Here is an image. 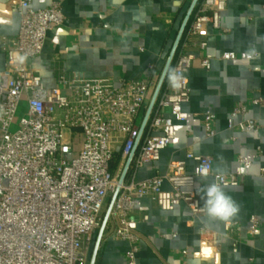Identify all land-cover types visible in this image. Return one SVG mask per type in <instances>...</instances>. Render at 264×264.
Masks as SVG:
<instances>
[{"label": "built area", "instance_id": "obj_1", "mask_svg": "<svg viewBox=\"0 0 264 264\" xmlns=\"http://www.w3.org/2000/svg\"><path fill=\"white\" fill-rule=\"evenodd\" d=\"M33 1L16 0L19 31L2 43L6 62L0 73V264H90L105 211L116 191L102 239L110 235L125 241L124 264H138L143 235L133 212L144 198L163 210L185 204L196 217L205 213L194 191L197 177L212 175L222 186H237L243 166L251 165L246 156H239L233 172L215 173L211 157L199 155L193 157L192 172L186 171L181 160L172 161L164 175L144 180L130 175L157 161L176 135L175 121L188 118L183 109L191 94L188 71L198 58L189 47L196 43L205 50L209 27L229 31L221 26L227 0L196 2L187 36L182 42L180 39V49L177 47L169 67L184 79L178 88L171 87L168 70L148 115L160 77L122 78L115 83L104 76L62 73L57 86L44 85L29 61L42 53L48 32L64 22L65 14L60 1L44 8H35ZM235 56L231 51L222 54L223 59ZM199 59L204 68H210L211 55ZM253 103L264 105V98H255ZM23 105L24 115L12 131ZM246 111L243 105L234 107L229 127ZM213 117L210 112L204 114L209 136L215 134L210 125ZM238 125L242 131H258L264 122L247 119ZM134 149L129 170L120 182ZM165 182L170 188L164 187ZM257 224V217L251 216L252 232ZM227 225L230 231L240 230L236 223Z\"/></svg>", "mask_w": 264, "mask_h": 264}, {"label": "crops", "instance_id": "obj_2", "mask_svg": "<svg viewBox=\"0 0 264 264\" xmlns=\"http://www.w3.org/2000/svg\"><path fill=\"white\" fill-rule=\"evenodd\" d=\"M53 1L34 0L33 6L44 8ZM57 1L65 20L48 32L42 53L29 61L30 69L48 87L57 86L62 73L104 76L115 83L122 78L160 77L193 0ZM221 26L229 31L209 27L205 50L196 43L189 47L198 58L188 71L191 94L183 104L188 118L175 121L176 135L157 161L130 175L135 180L164 175L172 161L181 160L186 171L192 172L193 157L199 155L211 157L215 173H230L238 166V157L246 156L251 165L243 166L239 185L222 186L240 204V212L230 221H221L206 211L194 217L185 204L163 210L144 198L133 212L143 235L138 264H264V125L258 131H242L238 125L247 119L264 122V105L253 103L255 98H264V0H227ZM19 27L16 0H0V73L6 62L2 43L16 36ZM197 40L194 37L193 42ZM227 51L234 52L235 58L223 59ZM245 53L254 55L248 58ZM205 54L212 56L208 69L199 59ZM239 105L247 111L234 119L231 128L230 112ZM207 112L214 116L213 136L205 129ZM213 182L212 175L195 180L194 191L203 208V189ZM164 187L170 188L169 183ZM253 215L258 219L254 232L249 228ZM228 223H236L240 230L230 231ZM127 246L106 235L95 264H124Z\"/></svg>", "mask_w": 264, "mask_h": 264}, {"label": "clouds", "instance_id": "obj_3", "mask_svg": "<svg viewBox=\"0 0 264 264\" xmlns=\"http://www.w3.org/2000/svg\"><path fill=\"white\" fill-rule=\"evenodd\" d=\"M245 55L252 58L254 54L245 53ZM20 59L23 61L25 57H20ZM183 79L182 74L176 69H169L168 80L171 87L178 88ZM203 191L204 209L210 217L221 221H230L231 218L239 214L240 204L225 192L221 184L213 182L206 186Z\"/></svg>", "mask_w": 264, "mask_h": 264}, {"label": "water", "instance_id": "obj_4", "mask_svg": "<svg viewBox=\"0 0 264 264\" xmlns=\"http://www.w3.org/2000/svg\"><path fill=\"white\" fill-rule=\"evenodd\" d=\"M197 1L198 0H193L192 1L191 5H190V7H189V9L187 11V14H186V16H185V18H184V20L182 22V25H181V27L179 29V32L177 34V37H176V40H175L174 45L172 47V50H171V52L169 54V57H168V59L166 61L164 69H163V71L161 73L157 88L155 90V93H154V96L152 98V101H151V103L149 105V109L147 111V115L149 114L151 108L153 107L154 102H155V98H156L160 88L162 87V85H163V83H164V81L166 79V76H167V73H168V70H169V67H170V63H171L172 57H173V55H174V53H175V51H176V49L178 47V44H179L180 39H181V36H182V34H183V32H184V30L186 28V25L188 23L190 14L192 12V9H193V7H194V5L196 4ZM134 152H135V149L132 151L131 155L129 156V158H128L126 164H125L124 170H123L122 175L120 177V182H123V180L126 177V174H127L128 170H129V167L131 165V161H132V157H133ZM117 194H118V191H116L113 194V196L111 197V199L109 201L108 207H107V209L105 211L104 219H103L101 228H100L99 233H98L97 238H96V243H95V247H94V250H93V254H92V257H91L90 264H95L97 253H98V249H99V246H100V243H101V240H102V235H103V232H104V229H105L108 217H109V213H110L111 208L113 206V203H114V201H115V199L117 197Z\"/></svg>", "mask_w": 264, "mask_h": 264}, {"label": "rangeland", "instance_id": "obj_5", "mask_svg": "<svg viewBox=\"0 0 264 264\" xmlns=\"http://www.w3.org/2000/svg\"><path fill=\"white\" fill-rule=\"evenodd\" d=\"M25 110V107L24 105L22 107H20V109L18 110L16 116H15V119H14V122H13V125L11 127V130L14 131L18 128V123H19V120L20 118L24 115V111Z\"/></svg>", "mask_w": 264, "mask_h": 264}, {"label": "trees", "instance_id": "obj_6", "mask_svg": "<svg viewBox=\"0 0 264 264\" xmlns=\"http://www.w3.org/2000/svg\"><path fill=\"white\" fill-rule=\"evenodd\" d=\"M201 1L202 0H198L197 1V5H199L200 3H201ZM192 18H193V15H191L190 17H189V20H188V23H187V25H186V28H185V30H184V32H183V34H182V37H181V42H182V40L185 38V36H186V34H187V32H188V25H189V23H190V21L192 20ZM181 44V43H180ZM180 49V45H179V47H178V50ZM118 156L119 155H116V159L118 158ZM116 163V162H115ZM115 163H113V167L115 166Z\"/></svg>", "mask_w": 264, "mask_h": 264}]
</instances>
